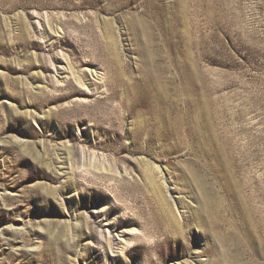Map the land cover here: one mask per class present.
<instances>
[{
    "label": "rangeland",
    "instance_id": "rangeland-1",
    "mask_svg": "<svg viewBox=\"0 0 264 264\" xmlns=\"http://www.w3.org/2000/svg\"><path fill=\"white\" fill-rule=\"evenodd\" d=\"M0 264H264V0H0Z\"/></svg>",
    "mask_w": 264,
    "mask_h": 264
},
{
    "label": "bare ground",
    "instance_id": "bare-ground-1",
    "mask_svg": "<svg viewBox=\"0 0 264 264\" xmlns=\"http://www.w3.org/2000/svg\"><path fill=\"white\" fill-rule=\"evenodd\" d=\"M152 81H153V80H152ZM152 83H153V82H152ZM158 100H159V101H162V98L160 97V98H158ZM202 107H203V106H202ZM167 130H168V128H167Z\"/></svg>",
    "mask_w": 264,
    "mask_h": 264
}]
</instances>
